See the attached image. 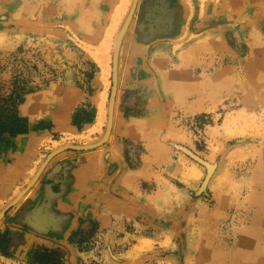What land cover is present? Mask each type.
Returning a JSON list of instances; mask_svg holds the SVG:
<instances>
[{
  "label": "rangeland",
  "instance_id": "1",
  "mask_svg": "<svg viewBox=\"0 0 264 264\" xmlns=\"http://www.w3.org/2000/svg\"><path fill=\"white\" fill-rule=\"evenodd\" d=\"M15 91L29 131L0 144V197L6 166L27 185L0 198V264L258 263L264 0H0Z\"/></svg>",
  "mask_w": 264,
  "mask_h": 264
},
{
  "label": "trees",
  "instance_id": "2",
  "mask_svg": "<svg viewBox=\"0 0 264 264\" xmlns=\"http://www.w3.org/2000/svg\"><path fill=\"white\" fill-rule=\"evenodd\" d=\"M24 101L18 91L13 92L10 97L0 99V144L7 135L16 137L29 131L27 119L18 112V106ZM38 264H65L61 256L55 252H39L35 256Z\"/></svg>",
  "mask_w": 264,
  "mask_h": 264
},
{
  "label": "crops",
  "instance_id": "3",
  "mask_svg": "<svg viewBox=\"0 0 264 264\" xmlns=\"http://www.w3.org/2000/svg\"><path fill=\"white\" fill-rule=\"evenodd\" d=\"M34 100H32L30 103V107L32 108V111L34 114H38V115L44 114L46 119L47 118L54 119L55 116H58L59 118H61L65 122H69L71 120L72 103L71 104L70 103L59 104V106L57 108H55L50 103L45 101L42 97L34 99ZM20 140L23 141V144L20 145L18 142V144L20 145V148L18 151H23L24 148L27 149V147H28L27 141L31 142V140L26 139V138H21ZM25 142H26V144H25ZM17 154H19V153H17ZM18 165L19 164H16V166H6V169H8L9 172L4 173L3 176H9V177L12 176L13 180L16 179V181H15V183L10 184L5 189H3V190H7V191L1 192L0 198L3 201V204H4V201H7V202H9L11 200L13 201V199L20 193V191L22 190V187L20 188V185L18 183L21 182V179H22L21 184H23V188L27 185V181L23 180V178L24 177L26 178V176L23 177V175H22V177H21L20 171L18 170ZM19 169H20V167H19ZM124 180H128V179L125 177ZM31 240L32 239H28V241L26 243H28V245H29ZM52 241H54V243L56 242V240L54 238H52Z\"/></svg>",
  "mask_w": 264,
  "mask_h": 264
},
{
  "label": "bare ground",
  "instance_id": "4",
  "mask_svg": "<svg viewBox=\"0 0 264 264\" xmlns=\"http://www.w3.org/2000/svg\"><path fill=\"white\" fill-rule=\"evenodd\" d=\"M134 11H135V8L132 11V14H131V16L129 18V21L132 19ZM258 47H260V46H258ZM19 144L22 145L23 141L20 140ZM46 164L47 163L44 162L42 164L41 168H39V170L36 172L33 180L31 181L32 184L38 179L40 173L43 170V166L45 167ZM207 165H208V168H209V171H210V175H211L213 173L214 169H215V166L211 165V163L207 164ZM260 180H261L260 183H261V185L264 188V173L262 174ZM28 189H29V186L26 188V190H28ZM262 195H264V194H262ZM18 201H19L18 199L14 200L13 204H15ZM257 201H258L257 203L259 205V212L260 213H259L258 217L256 218V221L254 220L253 226L250 229H248V231L246 232V233H249V237H250L251 241H253V242H254V240L257 239L258 236H260V239L264 241V197L263 196H258L257 197ZM244 233H245V231H244ZM253 258L258 261L257 264H264V250L256 248L255 249V253L253 254ZM223 264H225L224 255H223Z\"/></svg>",
  "mask_w": 264,
  "mask_h": 264
},
{
  "label": "water",
  "instance_id": "5",
  "mask_svg": "<svg viewBox=\"0 0 264 264\" xmlns=\"http://www.w3.org/2000/svg\"><path fill=\"white\" fill-rule=\"evenodd\" d=\"M43 168H44V166H43Z\"/></svg>",
  "mask_w": 264,
  "mask_h": 264
}]
</instances>
